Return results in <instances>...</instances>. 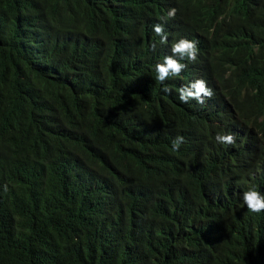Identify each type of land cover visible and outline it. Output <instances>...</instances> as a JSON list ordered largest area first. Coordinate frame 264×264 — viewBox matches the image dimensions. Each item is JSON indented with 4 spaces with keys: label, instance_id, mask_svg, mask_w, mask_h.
Instances as JSON below:
<instances>
[{
    "label": "trees",
    "instance_id": "obj_1",
    "mask_svg": "<svg viewBox=\"0 0 264 264\" xmlns=\"http://www.w3.org/2000/svg\"><path fill=\"white\" fill-rule=\"evenodd\" d=\"M171 7L172 44L207 53L204 108L156 80L167 52L148 26ZM222 102L239 147L205 120ZM253 186L264 194V0H0V264H264Z\"/></svg>",
    "mask_w": 264,
    "mask_h": 264
},
{
    "label": "clouds",
    "instance_id": "obj_2",
    "mask_svg": "<svg viewBox=\"0 0 264 264\" xmlns=\"http://www.w3.org/2000/svg\"><path fill=\"white\" fill-rule=\"evenodd\" d=\"M156 13L158 14L156 20H153V23L151 22L148 26V31L160 39V43L167 52L163 61L154 66L156 80L164 85L165 81L171 79L176 86L180 87L178 98L182 107L187 109L206 107L212 103L215 92L214 84L199 74L207 55L206 51L196 39L181 38L172 44L169 32L173 29L172 19L176 16L175 8L159 9L154 14ZM150 47L154 51L156 44L153 43ZM161 90L166 94H171V89L166 85ZM205 120L214 122L224 132L216 134L215 144L225 146L235 144L239 147L241 143L240 126L232 107L225 102L219 103L214 106ZM184 143V137L176 136L171 142V150L178 152ZM4 190L7 191L6 186ZM242 202L249 212L264 213V194L258 191L255 186L243 192Z\"/></svg>",
    "mask_w": 264,
    "mask_h": 264
}]
</instances>
